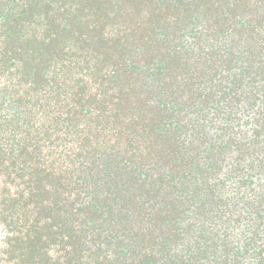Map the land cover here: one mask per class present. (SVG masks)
<instances>
[{"label":"trees","instance_id":"obj_1","mask_svg":"<svg viewBox=\"0 0 264 264\" xmlns=\"http://www.w3.org/2000/svg\"><path fill=\"white\" fill-rule=\"evenodd\" d=\"M0 264H264V0H0Z\"/></svg>","mask_w":264,"mask_h":264}]
</instances>
